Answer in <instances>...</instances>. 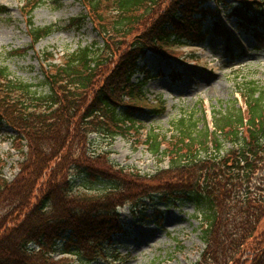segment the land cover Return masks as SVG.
Masks as SVG:
<instances>
[{"label": "trees", "instance_id": "16d2710c", "mask_svg": "<svg viewBox=\"0 0 264 264\" xmlns=\"http://www.w3.org/2000/svg\"><path fill=\"white\" fill-rule=\"evenodd\" d=\"M210 1L226 0H80L85 14L77 19L87 17L101 42L66 52L57 62L46 57V93L13 78L0 63V121L15 132L21 153L11 180L0 165V264L91 261L119 228L117 208L149 200L155 192L189 199L200 209L204 247L193 264H231L237 256L264 264V181L257 191L249 186L262 161L264 89L253 81L245 84L244 110L233 102L228 110L214 111L212 129L197 130L198 120L182 116L171 123L169 138L147 131L149 152L168 160L153 175L107 163L108 151L90 148L91 134L111 142L137 131L145 81L133 76L147 51L172 57L170 48L216 35L203 28ZM236 1L233 14L242 19L241 28L253 27L258 12L251 10L263 4ZM43 2L23 0L21 6L32 45L58 29L34 25L32 12ZM253 34L258 37L257 29ZM81 175L112 185L76 189L72 179Z\"/></svg>", "mask_w": 264, "mask_h": 264}, {"label": "rangeland", "instance_id": "374dc122", "mask_svg": "<svg viewBox=\"0 0 264 264\" xmlns=\"http://www.w3.org/2000/svg\"><path fill=\"white\" fill-rule=\"evenodd\" d=\"M259 1L264 3V0ZM21 4L22 0H0V6L5 7L4 12L0 11V63L7 67L13 78L31 83L39 92L46 93L41 71L46 57L52 56L57 62L64 53L101 40L88 18L79 22L85 10L77 0H61L59 4L44 0L32 12V21L37 27L54 24L58 29L32 46L21 15ZM237 4L236 0H226L216 8L209 2L207 5L213 13H207L203 28L205 31L212 28L216 35L209 34L203 42L192 46L170 48L173 59L147 51L145 57L138 60L140 70L133 80L143 78L148 103L155 105L158 102L163 109L145 108L136 112L137 131L117 136L111 142L91 134V150L108 151L107 163L139 171L142 175H153L157 170L165 169L168 160L149 152L144 141L147 131L153 130L160 137L169 138L174 134L171 123L179 117L193 116L198 120L197 130H202L211 128L213 111L228 110L233 102L235 107L244 110L245 84L253 81L264 89V30L263 40L258 41L251 31L241 29L233 15ZM252 9L258 10L256 5ZM260 14L259 21L264 19V8ZM258 27L261 31L262 26ZM130 39L125 40V46ZM230 147L226 142L223 149ZM18 148L15 132L0 121L1 173L8 180L18 171L17 163L21 160ZM260 151L262 161L258 160L257 164L260 168L249 183L252 191H257L259 183L264 181V148ZM72 181L76 189L93 191L112 185L106 180H91L82 175L74 176ZM133 203L126 202L118 207L116 223L120 229L109 237L100 252L96 248L95 256H90L93 257L91 261L74 260L80 264H193L198 259L204 247L200 237L202 214L193 201L186 198L169 200L155 192L149 200ZM61 247L62 244L58 249ZM58 256L59 252L54 254V257ZM239 259L237 256L231 264H249L246 256L241 262Z\"/></svg>", "mask_w": 264, "mask_h": 264}]
</instances>
